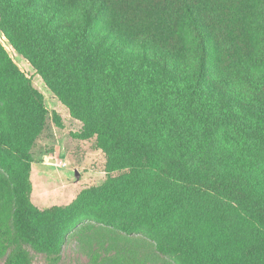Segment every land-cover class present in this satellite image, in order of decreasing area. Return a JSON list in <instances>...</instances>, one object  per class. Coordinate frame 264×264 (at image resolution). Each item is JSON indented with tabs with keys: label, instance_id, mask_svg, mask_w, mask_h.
<instances>
[{
	"label": "trees",
	"instance_id": "trees-1",
	"mask_svg": "<svg viewBox=\"0 0 264 264\" xmlns=\"http://www.w3.org/2000/svg\"><path fill=\"white\" fill-rule=\"evenodd\" d=\"M0 33L108 174L82 204L31 205L47 112L0 44V199L16 238L59 255L91 199L113 264H264V0H0Z\"/></svg>",
	"mask_w": 264,
	"mask_h": 264
},
{
	"label": "rangeland",
	"instance_id": "rangeland-1",
	"mask_svg": "<svg viewBox=\"0 0 264 264\" xmlns=\"http://www.w3.org/2000/svg\"><path fill=\"white\" fill-rule=\"evenodd\" d=\"M0 44L42 95L47 112L45 127L29 151L32 157L28 172L31 205L44 212L52 207L66 209L77 201L82 204L86 192L99 188L107 180L105 155L97 149L96 138H81L82 123L71 117L35 70L8 46L1 33ZM51 159L56 163H49ZM3 198L0 199V264H113L118 258L114 249L116 235L110 232L112 228L108 225L96 221L98 212L90 215L91 199L82 206L86 208V221L72 229L60 254L53 256L35 252L14 236L12 221L7 217L10 207ZM136 261L160 264L153 257L140 259L138 256Z\"/></svg>",
	"mask_w": 264,
	"mask_h": 264
},
{
	"label": "water",
	"instance_id": "water-1",
	"mask_svg": "<svg viewBox=\"0 0 264 264\" xmlns=\"http://www.w3.org/2000/svg\"><path fill=\"white\" fill-rule=\"evenodd\" d=\"M49 161V163H51V164H55L56 163V160H54V159H51V160H48Z\"/></svg>",
	"mask_w": 264,
	"mask_h": 264
}]
</instances>
